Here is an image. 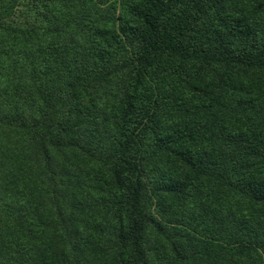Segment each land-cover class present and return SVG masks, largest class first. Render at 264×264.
Masks as SVG:
<instances>
[{
    "label": "trees",
    "instance_id": "1",
    "mask_svg": "<svg viewBox=\"0 0 264 264\" xmlns=\"http://www.w3.org/2000/svg\"><path fill=\"white\" fill-rule=\"evenodd\" d=\"M0 264H264V0H0Z\"/></svg>",
    "mask_w": 264,
    "mask_h": 264
}]
</instances>
